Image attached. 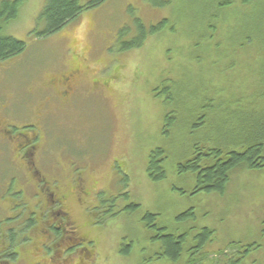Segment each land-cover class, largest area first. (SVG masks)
Wrapping results in <instances>:
<instances>
[{
	"label": "rangeland",
	"instance_id": "obj_1",
	"mask_svg": "<svg viewBox=\"0 0 264 264\" xmlns=\"http://www.w3.org/2000/svg\"><path fill=\"white\" fill-rule=\"evenodd\" d=\"M47 1L23 0L19 15L5 27V34L25 41L26 48L0 61V104L9 106L4 117L13 122V134L22 131L21 124L39 120L40 137L29 131L38 153L28 160L43 174L50 175L54 166L59 171L56 185L69 194L72 219L91 241L73 249L95 250L91 256L82 252L83 264H181L183 257L156 259L165 245L161 235L192 227L197 234L205 226L214 229L207 264H220L218 247L237 242L262 245L264 264V166L235 173L223 195L194 192V174L174 171L179 158L193 152L195 138L233 145L253 122L264 121V0L256 5L236 0L223 10L205 0H106L39 37ZM216 11L213 32L205 26ZM137 19L149 27L168 20L142 48L123 50L118 32L124 26L134 32ZM74 60L83 67L78 88L84 87L75 105L59 107L52 93L41 89L44 83L36 87L43 82L37 73L62 74ZM112 75L118 76L117 88L102 83ZM93 82H98L95 91L86 84ZM115 91L118 99L109 97ZM172 111L173 122L164 132ZM192 128L195 134H189ZM10 144L15 148L16 141ZM155 149L166 151L167 177L153 182L146 169ZM26 169L9 147L0 154V242L3 236L11 241L0 244V264H39L41 258L66 264L65 255L59 256L64 245L55 240L42 245L46 233L20 229L25 213L35 209L43 217L45 212L44 188L26 183ZM13 176L19 182L11 186ZM19 191L23 195L16 198ZM147 213L156 218L147 220ZM13 232L17 236L11 240Z\"/></svg>",
	"mask_w": 264,
	"mask_h": 264
},
{
	"label": "trees",
	"instance_id": "obj_2",
	"mask_svg": "<svg viewBox=\"0 0 264 264\" xmlns=\"http://www.w3.org/2000/svg\"><path fill=\"white\" fill-rule=\"evenodd\" d=\"M105 1L106 0H48L40 16L45 22L44 29L41 32H37V36L44 37L58 32L63 26L79 17L84 10L100 5ZM152 1L154 3L157 2V0ZM205 1L212 5L216 4V10H223L231 8L236 0ZM240 1L243 4L256 5L260 0ZM22 4L23 0H3L0 4V61L17 56L23 53L26 48L25 41L12 35L5 34L6 25L17 18ZM217 17L218 11H216V14L211 18H208V24L205 27L215 32L217 28L211 24L212 21H217ZM167 20L168 19L162 20L158 26L151 25L149 27L141 20L137 19L135 21L136 30H133L134 32H131L126 26L121 28L118 32V40L123 44V50L142 48L151 35L159 32L165 26ZM251 27L254 33L258 32L259 28L253 27L252 25ZM129 35L133 39L129 42H124L123 38ZM173 114L174 112L172 111L166 115L164 132H168L169 126L173 122ZM253 126V128H249V133L239 134V138L235 139L233 142L234 146L230 144V141L228 144H219L212 138H209L207 143H203L200 138H195L191 145L193 152H189L191 154H186L184 157L179 158L182 159V162H177L174 171L179 175L187 173L194 174L197 181L194 192H208L209 194L217 193L223 195L235 173L241 170L256 169L264 166V121L256 120L253 122ZM192 129L193 130L189 131V134L196 133V130H194L195 128ZM210 142H212V144H210ZM165 152L164 149H155L149 155L146 170L148 178L153 182L164 180L167 177V168L165 165L167 156L162 157ZM43 208L45 212H48L46 207ZM33 213L35 215L36 212L33 211ZM48 213L52 216L51 212ZM19 217L20 216H18V218ZM23 217L24 215L22 216V220ZM181 217H183V215H181ZM145 218L151 221L156 218V214L147 213ZM147 226L148 229L153 227V225L149 223ZM58 234L59 233L55 235ZM213 234L214 229H212V227H202L201 234L199 235L200 242H208V238ZM12 236L11 240H14L17 234L13 232ZM3 239L8 244L11 243V241L6 240V236H3ZM164 241L168 251L162 255H157V259L163 258L165 255L173 262H178V260L182 259L181 246L184 242L183 237L170 234L164 237ZM241 244L242 243L237 242L234 245H228L230 248L236 249L235 251L239 250L234 254L235 257H239V253L244 249ZM254 245H256V247ZM251 246L254 247L252 250L260 248V244L258 243H252ZM203 247L204 245H200V248ZM11 248L13 249V247ZM217 252L220 254V257H217V261H222L220 264L227 261L229 254L226 252L225 248ZM208 255L209 251L203 256H193L189 258L188 261L185 260L184 262L186 264H207V261H210L209 257L207 258ZM11 256L15 258L17 254L13 252ZM242 259H244V255H241L236 261L235 259H230L229 262H231L230 264H240V260Z\"/></svg>",
	"mask_w": 264,
	"mask_h": 264
},
{
	"label": "flooded vegetation",
	"instance_id": "obj_3",
	"mask_svg": "<svg viewBox=\"0 0 264 264\" xmlns=\"http://www.w3.org/2000/svg\"><path fill=\"white\" fill-rule=\"evenodd\" d=\"M83 67L80 63H78L77 60H74L71 65L67 68L66 71L62 72V74H52L48 77H46V72H38L37 76L41 79L40 83H35L36 87L38 84H43L41 86V89H46L49 90L50 94L52 95V101L58 104L59 107L68 104V102L71 103V107L75 105L74 98L78 96L82 88H78V84L80 82V77L82 74ZM118 81V76L117 75H112L108 80H105L102 82L106 87L109 86L111 83H117ZM98 82H93V83H86L88 85V88H93L95 91L97 89V84ZM114 86V85H113ZM116 87V86H114ZM112 88V86H111ZM117 88V87H116ZM80 89V90H79ZM99 90H105V87L99 86ZM31 91V88L28 89V93ZM118 91V89H117ZM117 91H115V94H110L109 97L112 98H119V94L117 95ZM49 95V94H48ZM116 99V100H117ZM69 106V107H70ZM9 106H6L5 104H0V154H6V149L9 147V151L12 150L16 156L22 160L25 161L27 165V173H30V176L28 180L26 179V183L28 184L29 182L32 183L33 185L37 187H43L44 192L42 194V198L40 200L41 207H46L48 212H51L52 216L49 215L48 212H45L43 214V217H39L38 211L33 209L36 213L31 211L30 213H25L23 217V222L21 223V228L20 229H26L27 227H35L36 230L40 233L43 234L42 232L44 231L46 234L42 235V239L40 240L42 245H45L48 243L49 240H55L56 245H64L63 250L61 249L60 255H65V263L66 264H78V263H84L85 258L87 255L82 256V252L86 249L88 251V256H91L92 254H95V250L89 247H85L82 252H79L77 249H73V247H77L80 245L86 246L88 243L91 241L89 240L87 234L85 232L81 231L79 227L77 226L76 222L72 219L69 207L67 205V201H69V194L66 191H62L58 185V173L59 171L57 168L51 167L49 168L51 174L47 175L43 174L42 171L35 165L34 170L31 168L32 165H34L33 162H31L34 159V156L38 153L37 149L39 148L38 145L33 143L31 137L29 136V131H32L35 139H38L40 137L39 132H43V128L39 125V120L38 123L35 122H26L23 126L21 124V132L19 134H13L12 125L13 122H10L8 119H5L4 116H6L5 110H7ZM205 115V113L201 114V118ZM37 117V116H36ZM41 117V116H39ZM204 119V118H202ZM9 122H8V121ZM41 121V120H40ZM206 121L205 119L202 121V123ZM196 123L199 124V121ZM28 125H37L40 129L37 127L31 128L28 127ZM18 126V125H17ZM16 141L15 148H10L11 142ZM4 143L8 144L9 146H4ZM31 159L29 161L28 159ZM55 175V176H52ZM13 180L15 181L14 183H11L12 185L17 184L18 178L13 176ZM57 186V187H56ZM16 198H20L23 195L22 191L16 192L14 194ZM26 204V201H25ZM38 206V205H37ZM36 206V207H37ZM183 215V213L181 214ZM180 215V218H182ZM45 218L46 220H43ZM20 227V225H19ZM49 229L53 230L50 231ZM192 228L189 229H184L182 233H171V234H176L177 236L183 237V245L182 247V254L181 258L183 257V261L181 264L185 263L184 261H188L189 258L193 256H203L207 252V248H210L212 245H209V242L201 243L199 240V235L200 233L197 234H192L191 231ZM57 230V232H56ZM59 233L58 235H55ZM170 235V234H168ZM168 235H161L163 238ZM60 236V241H57V237ZM67 242L66 244H64ZM40 243V244H41ZM0 244H7L6 241H1ZM165 244V242H164ZM252 242L249 243H242L241 245L243 246V250L239 253V255H244V259L240 260V264H262V260L259 257V250H261L262 245H260V248H257L256 250H252L254 247L251 246ZM259 244V243H258ZM68 245V246H66ZM200 245H204L203 248H200ZM256 247V245H254ZM230 247L227 246L226 252L229 254V257L227 261H224L222 264H230L231 262L230 259H235V261L240 257H235V253H237L239 250L235 251L236 249L231 248L228 252V249ZM224 249L223 247H218V251ZM167 250V245H162L161 249L159 252L156 253L157 255H162L163 253H166ZM16 253L15 251H11L12 255ZM18 256V253H16ZM16 256V257H17ZM158 258V257H157ZM156 258V259H157ZM45 260V261H43ZM49 260L53 261L50 263L51 264H59L57 263L56 260L51 259V258H41L39 261V264H47ZM186 264V263H185Z\"/></svg>",
	"mask_w": 264,
	"mask_h": 264
}]
</instances>
